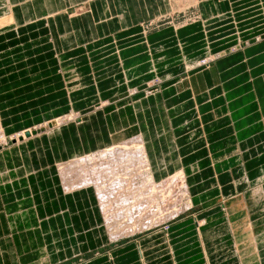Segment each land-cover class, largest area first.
<instances>
[{"label":"crops","instance_id":"crops-1","mask_svg":"<svg viewBox=\"0 0 264 264\" xmlns=\"http://www.w3.org/2000/svg\"><path fill=\"white\" fill-rule=\"evenodd\" d=\"M1 14L5 137L72 120L1 147L0 264H132V246L137 264H264V0H3ZM134 136L152 178L183 172L191 205L112 243L95 189L63 188L57 166Z\"/></svg>","mask_w":264,"mask_h":264},{"label":"bare ground","instance_id":"bare-ground-1","mask_svg":"<svg viewBox=\"0 0 264 264\" xmlns=\"http://www.w3.org/2000/svg\"><path fill=\"white\" fill-rule=\"evenodd\" d=\"M1 16L2 14L0 19ZM60 119L55 118L48 122L37 124L26 131L22 130L19 133L11 134L10 140L18 141L26 138V136L32 135V132L36 131V129L49 128L51 125L58 127ZM5 136L7 135L3 133L0 125V139H5ZM139 138V136H134L119 144H112L108 148L94 151L92 154L66 159L65 163L57 166V172L60 175V180H62L63 188L80 190L84 187H92L95 189L97 202L102 210L107 231H109V238L118 235V230L114 229H116V226L121 225L122 222L129 224H139L140 222V224H146L145 226L155 223V220L149 223L150 218H152V216H149L152 212L151 209L158 206L156 203L153 208L151 207L153 202L151 201V196L155 188L157 186L161 187V185L154 184L151 176L146 178L148 182L143 183V180L141 181L142 185H144H139L142 186L140 188L133 183L137 175L135 171L139 172L141 169L144 172V163H148L147 155L144 156V151L142 150L144 145L139 144ZM130 174H135V176L131 175V177H128ZM146 183H148L147 185H152L147 187L145 186ZM131 202L134 204L132 205Z\"/></svg>","mask_w":264,"mask_h":264},{"label":"rangeland","instance_id":"rangeland-1","mask_svg":"<svg viewBox=\"0 0 264 264\" xmlns=\"http://www.w3.org/2000/svg\"><path fill=\"white\" fill-rule=\"evenodd\" d=\"M1 1H3V0H0V2ZM258 39H259V37H256V39H254L255 43L259 42ZM248 44H251V42L244 43V44L237 43L234 45H236L237 48H239V47L241 48L244 46H248ZM236 46H234V47H236ZM234 47H231L230 50H234ZM197 60H198L197 66L204 68L211 62L212 58L210 57V55H205L204 57L198 58ZM152 87H154V86H152ZM149 90L151 91L152 88L151 89L149 88ZM69 120H72L71 116H69V117L64 116L63 118L60 119V124H64V122H67ZM11 141L12 140H10L9 137H7L3 140L0 139V149H1V147L6 146ZM138 142H139V144H142L140 138H139ZM142 150L144 151V147ZM144 156H145V153H144ZM144 164H145V171L144 172H146V173L142 172V170L140 169V171L139 170L138 171L141 174L139 172L135 171V174H137L136 176H135V174L134 175L133 174L128 175V177H131V175L135 176L133 183L135 186H138L139 188L144 185V184L142 185V183H141L142 180H143V183L148 182V179L146 180V178H148L149 176L153 177L152 172H150L151 170H150V166H149V161H148V163L145 162ZM57 170H58V167H57ZM153 182H154V178H153ZM161 182H163V183H161ZM147 184L148 183H146V185H145L147 187H150V185H152V184H150V185H147ZM154 184H157V185L160 184L161 185V187L157 186L155 188L154 193H152V196H151L152 197L151 201H153L151 203V207L153 208V205L156 203L158 206L156 208L151 209L152 212L149 216H152V218H150L149 223H151L150 221L153 222V220H155V223L153 222L152 225L145 226L146 224L143 225V224H140V222H139V224H133V223L129 224V223H123L122 222L121 225H119L118 227L116 226L115 227L116 229H114V230H118V233H117L118 235L117 236L114 235L113 237L109 238L110 240H112V243L118 242L120 239H123L125 237H133L134 235H138L139 233L146 232V231L154 228L155 226H157V224L159 225V224L168 222V220H171L172 218H175L176 216L181 215L182 212L190 209V205H191L190 196H189L187 185L185 182V175L183 174L182 171L174 172L173 174L168 175V176H166V178H163V179H155ZM139 185H142V186H139ZM131 199L133 200V198H131ZM133 201H135V200H133ZM131 204L133 205L134 203L131 202ZM122 224H124V225H122ZM120 226H122V227H120ZM155 228H157V227H155ZM107 232L109 233V231H107ZM118 236H120V237H118ZM115 253H117V252H115ZM116 255L117 254H115V256H113L115 259V264H119L120 259H118ZM126 256L131 257L132 264H137V260L134 259L137 256L136 255V249L133 246L131 248V251H129V253H127Z\"/></svg>","mask_w":264,"mask_h":264}]
</instances>
